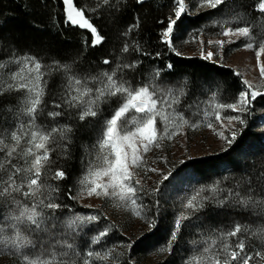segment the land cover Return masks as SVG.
<instances>
[{
  "label": "rangeland",
  "instance_id": "1",
  "mask_svg": "<svg viewBox=\"0 0 264 264\" xmlns=\"http://www.w3.org/2000/svg\"><path fill=\"white\" fill-rule=\"evenodd\" d=\"M91 1L89 5L92 8L88 9L89 12H93V8L97 9L100 5L106 6L113 0H108L107 3L104 0ZM148 1L156 0H142ZM258 3L259 0H225L217 9H209L202 7L203 0H185V13L172 34V48L162 42L161 34L160 42L165 47L160 50L165 57L171 53L182 58L202 60L228 70L236 80L232 91H226L224 82L214 77L206 80L199 78L192 86L185 77L169 76L168 65L165 68L159 63L142 64L143 61L138 59L141 47L138 38L130 34L133 31L131 27L121 36L118 52H111L115 57L111 66L83 72L72 70V74L83 78L111 72L117 65L136 64V67L130 69L121 67L118 72V75L136 87L151 84L154 74L158 71L160 76L155 80L161 88L183 91L181 102L175 107L189 125L180 128L178 134L171 139H163L161 148H152L144 154V162L134 169V179L140 180V191L136 199L137 204L141 206V216H137L130 207L121 205L117 200L88 197L81 192L79 181L87 174L89 159L95 156L93 146L100 128L104 119L119 103L114 98L113 101L101 105L98 117H90L84 121L93 136L85 143L83 159L80 160L81 170L70 187L76 206L65 202V207L56 211L55 219L47 222L46 231L32 232L27 226H21L23 234L34 241V249L25 248L14 254L4 243L5 238L13 236L14 232L11 228H5L0 232V264H23L22 254L35 256L44 252L47 255L53 251H67L69 255L61 257L62 259L82 264L83 254L88 250H111L108 260L94 261L93 264H188L191 257L199 255L212 239L218 240V247L221 233L231 230L236 224L242 225L248 231H242L237 237L229 238L228 242L235 246L243 239L246 252H264V239H261L259 233L253 235L257 229L264 227V96L250 100L244 112L233 111L227 107H214V104L237 103L239 93L247 90L243 83L245 80L252 84L255 90L264 92V78L259 74L255 49L248 50L245 47L247 43L253 42L258 48L259 40L264 38V13L256 10ZM171 4L174 13V0H171ZM245 26L250 28L253 41L248 37L222 35L225 28L235 31L236 28ZM217 40L225 43L222 46L217 45L214 43ZM125 46L128 47L127 52L123 51ZM134 52L136 58L133 57ZM209 52L213 53L212 57L204 59ZM161 54H157L158 57ZM16 58L2 62L7 67L0 69V84L8 80L10 72L17 70ZM40 63L45 66L53 65V61ZM260 63L264 65V53L261 54ZM42 70L47 71V68ZM61 77L56 89L58 97L49 93L50 79L45 77L49 84L41 110L36 114V123L44 129L62 125L64 114L68 112L78 117V109L68 108L64 104L67 81L64 74H61ZM5 95L9 104L0 110V139H4L5 143L11 146V132L21 123L27 124L29 117L22 113V101L25 96L23 91L5 92L0 96ZM55 104H61L62 107L56 108ZM49 111H61L63 115L52 118L48 116ZM216 111L220 113V120L215 119ZM234 116H239L245 123L241 125L236 121L230 122L228 117ZM160 130L163 132V125H160ZM233 131L237 133L236 140L232 145H228L221 136L230 139ZM21 146H25L23 142ZM6 151L7 149L0 151V162L5 165L0 169V191L5 187L7 177L12 172L11 165L23 166L22 159L16 154L9 158ZM9 159L11 164L8 165ZM195 163L201 168L204 166V172L195 170ZM49 176L43 180L44 183L49 184ZM16 180L19 183L21 177L17 176ZM211 187L217 189L215 194L208 191ZM202 188L205 191L201 195L208 196L209 199L204 201L203 209L193 213L189 220L183 222L180 235L168 250L175 219L181 212L186 211L183 205L187 199ZM55 197L57 200V196ZM242 199L248 200L249 203L242 204ZM15 200L29 206L33 202L31 198H25L15 192L0 196V224L12 223L6 218L18 214ZM220 201L224 203L221 204ZM46 212L52 215L51 210ZM75 215L96 216L97 220L81 226L76 231H69L66 221ZM149 223H154L155 227L149 228ZM100 231H106L107 235L99 244H91ZM193 241L197 243L194 245ZM66 243H72L73 249H67ZM251 264H264V260L256 258Z\"/></svg>",
  "mask_w": 264,
  "mask_h": 264
},
{
  "label": "snow or ice",
  "instance_id": "2",
  "mask_svg": "<svg viewBox=\"0 0 264 264\" xmlns=\"http://www.w3.org/2000/svg\"><path fill=\"white\" fill-rule=\"evenodd\" d=\"M105 3L108 0H104ZM142 3V0H137ZM176 7L174 8V17H170L167 27L162 32V42L172 48V34L182 14L185 13V0H174ZM63 5L66 22L81 29H87L92 34V46L95 47L103 41V37L97 28L91 23V19L85 15L86 9L77 6L75 0H61ZM225 3V0H203L202 7L209 9H217ZM257 11L264 13V0H259L256 8ZM135 27V25L133 26ZM131 30V29H130ZM223 36L248 37L250 41L254 38L251 35L249 27H238L233 31L225 28ZM233 42V41H229ZM213 43V42H210ZM217 45H223L225 41L217 40ZM246 49L254 50L259 67V74L264 78V65L260 63L261 54L264 53V38L258 42V48L253 42L245 45ZM123 51L127 52L128 47L125 46ZM147 55V53H145ZM179 55V53H177ZM213 53L209 52L204 59H210ZM18 65L16 71L10 72L7 81L0 84V95L5 92L15 91L25 93L22 101V113L29 117L27 124L21 123L19 127L12 131L10 139L11 146L5 143L4 139H0V151H6V155L12 158L14 154L23 160V166L11 165L12 172L7 177V182L0 196L10 195L11 193H20L25 198H31L32 203L22 204L20 200H15L16 213L10 219L12 223L0 224V232L5 228H11L14 235L6 237L4 243L13 253H19L22 249L36 247L33 240L23 234L21 226H27L32 232L46 231L47 222L55 219V213L65 205L56 202L54 193L59 192L58 186L44 183L43 180L49 175L53 180L61 181L67 178V173L62 169H57L54 174L47 166L51 162V153L54 151L50 147L52 144L61 146L60 142L67 141L71 143L69 133L72 128L67 125L51 127L44 129L36 123L37 113L41 110L46 95V88L49 81L45 77H50L54 72H62L66 78L64 104L68 108L78 109V119L87 121L88 118L98 117L101 111V105L107 104L115 98L119 103L111 114L104 119L102 127L96 143L93 146L95 151L94 158L89 159V167L87 174L79 181L82 195L88 197H103L117 200L121 205L130 207L133 214L141 216V206L137 204V193L140 191L139 179H134V169L141 166L144 162V154L148 153L152 148H161L163 139H171L172 136L178 134V130L189 125L183 115L176 110V105L181 102L183 91H173L172 89H163L156 83L155 78L160 76L157 71L151 84L133 86L128 80L118 75L123 68H134L136 64L117 65L116 69L111 72H103L99 76L79 77L72 74V68L68 64H61L54 61L53 65H42L36 58L31 56L18 57L15 60ZM103 63L109 64V60ZM7 65L0 63V69L6 68ZM169 68L172 65L168 66ZM47 68V71L42 69ZM247 86L246 91L239 93L238 102L235 104H214L217 109L227 107L233 111L244 112L250 100H254L257 96H264V92L255 90L253 85L247 80L243 81ZM215 96L213 95V99ZM56 108H61V104H55ZM63 115L61 111H49L48 116L56 118ZM219 111L215 112V119L220 120ZM229 121H236L244 124L245 121L239 116L228 117ZM163 125V132L160 130ZM171 126V127H170ZM211 127V125H209ZM237 133L232 132L231 138L226 140L228 145L236 140ZM22 142L25 146H21ZM65 155H67V145H63ZM11 164V159L8 160ZM3 162H0V169L4 168ZM150 171H157L150 169ZM21 177L17 183L16 177ZM167 179V177H164ZM205 189H200L195 195L187 199L183 205L186 210L181 212L174 221L173 230L170 233L169 249L177 240L181 233L184 221L191 218L193 213L199 212L204 208V201L208 200V196H202L201 193ZM208 191L215 194L217 189L211 187ZM74 198V197H73ZM242 204L247 205L248 200H241ZM221 204L224 201H220ZM46 210H51L52 215H48ZM97 220L96 216L75 215L66 221V228L69 231H76L81 226L89 224ZM149 228L155 227L154 223L148 224ZM247 232L248 229L240 224H236L234 228L227 232H222L219 240L221 241L217 247L218 240L212 239L208 246L203 248L199 255L191 257L188 264H251L258 258L264 260V252L256 251L254 253L246 252V243L243 239L239 240L233 246L229 243V238L237 237L241 232ZM259 233L261 239H264V227L257 229L256 235ZM107 235L106 231H100L95 236L91 244H99L101 239ZM194 245L197 241L192 242ZM66 248L73 249L72 243H66ZM69 252L56 251L50 254L41 252L39 255L30 256L22 254L23 264H77L76 261H69L61 257H67ZM80 255V253H76ZM111 250L101 252L88 250L83 254L82 264H93L94 261H106L110 258Z\"/></svg>",
  "mask_w": 264,
  "mask_h": 264
},
{
  "label": "trees",
  "instance_id": "3",
  "mask_svg": "<svg viewBox=\"0 0 264 264\" xmlns=\"http://www.w3.org/2000/svg\"><path fill=\"white\" fill-rule=\"evenodd\" d=\"M75 3L86 9L85 15L91 19V23L103 37L101 44L93 47L89 31L66 22L61 0H0V63L26 55L40 62L58 61L61 64H68L75 72L109 67L115 60L111 52L112 54L118 52L121 36L131 27L133 31L130 34L138 38L141 47L138 59L143 61L142 64L159 63L165 68L166 65H172L167 72L168 75L185 77L192 86L199 78L206 80L214 77L224 82L226 91L235 88L236 80L226 69L195 58L174 56L171 53L165 57L163 51L161 52L160 49L165 47L160 42L161 34L169 18L174 16L171 0L142 3H138L137 0H113L106 6L93 8L94 13L88 10L92 8L89 5L92 3L91 0H75ZM157 54L161 56L158 57ZM133 57L136 58L135 52ZM106 59L110 61L109 64L103 63ZM61 74L63 73L54 72L49 77V93H54L53 95L56 94L57 97L56 89L59 80L62 79ZM6 98V95L0 96V110L9 104ZM61 124L72 128V132L69 133L71 143L63 141L60 142L61 146L55 143L50 145L54 151L47 167L51 169L52 174L57 169L64 170L67 178L57 181L50 175L49 184L59 188V192L54 193V196H57L56 202L76 206V201L73 200L74 193L70 187L81 170L80 160L83 159L85 143L89 142L93 135L86 127L87 123L80 121L72 112L64 114ZM65 144L67 155L63 147ZM193 165L195 170L204 172V166L201 168L198 163Z\"/></svg>",
  "mask_w": 264,
  "mask_h": 264
}]
</instances>
